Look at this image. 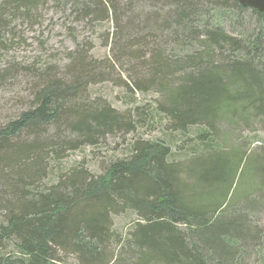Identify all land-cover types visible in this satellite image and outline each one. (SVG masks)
<instances>
[{
	"label": "trees",
	"instance_id": "16d2710c",
	"mask_svg": "<svg viewBox=\"0 0 264 264\" xmlns=\"http://www.w3.org/2000/svg\"><path fill=\"white\" fill-rule=\"evenodd\" d=\"M47 1L0 2V51ZM54 1L78 21L111 19L116 55L76 44L63 67L0 69V89L23 72L34 81L0 125V264H264V12L236 0ZM247 13L246 34L223 27ZM110 76L158 98L125 111L92 99ZM156 126L170 136L139 137ZM129 135L128 154L100 173L61 166ZM127 214L137 221L119 233L113 219Z\"/></svg>",
	"mask_w": 264,
	"mask_h": 264
},
{
	"label": "rangeland",
	"instance_id": "374dc122",
	"mask_svg": "<svg viewBox=\"0 0 264 264\" xmlns=\"http://www.w3.org/2000/svg\"><path fill=\"white\" fill-rule=\"evenodd\" d=\"M63 5L66 8H63ZM69 8L66 4L60 3L58 6L54 0H48L39 9L38 19H35V22H32L31 19L16 21L13 44L7 50L0 51V69L8 67L10 64H19L21 67H31L34 64L36 67L45 64L63 67L69 63L68 54L76 50V44L84 47V51L99 61L110 58L109 61L113 63L111 59L114 54L116 55L113 53V48L117 33L113 21L111 19L98 23L88 20L78 21L76 14L68 10ZM249 20L250 16L247 13L242 20L233 17L231 20L223 21L222 25L229 33L241 35L247 33ZM116 67L123 79L121 81H125L127 77L125 67L119 70L121 66L117 62ZM18 75V78L12 79L0 89V125L24 109L31 99L30 90L34 86L33 79L27 75V72ZM121 81L116 76H110L102 83L91 85L89 95L92 99L101 98L113 108L123 111L134 105H152L158 98L154 93L129 94L122 86ZM169 134L160 126H156L152 130L146 128L138 132L139 137L144 139L161 138L165 140L170 136ZM249 137V140L252 141L254 136L250 135ZM260 137L264 139V134L260 133ZM133 139V135L126 138L108 137L106 142L99 147H85L69 152L61 162V166L72 168L79 165L84 166L92 173H100L103 165L128 154L129 145ZM255 145L257 144L255 143ZM134 221H137V217L132 214L117 216L113 219L116 230L124 234L130 230ZM262 226L264 227V216ZM257 256V254L253 255L245 264H261Z\"/></svg>",
	"mask_w": 264,
	"mask_h": 264
},
{
	"label": "water",
	"instance_id": "95a60500",
	"mask_svg": "<svg viewBox=\"0 0 264 264\" xmlns=\"http://www.w3.org/2000/svg\"><path fill=\"white\" fill-rule=\"evenodd\" d=\"M244 8L264 12V0H236Z\"/></svg>",
	"mask_w": 264,
	"mask_h": 264
}]
</instances>
